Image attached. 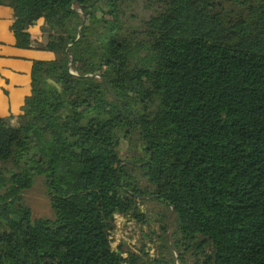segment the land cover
Here are the masks:
<instances>
[{
  "label": "trees",
  "instance_id": "16d2710c",
  "mask_svg": "<svg viewBox=\"0 0 264 264\" xmlns=\"http://www.w3.org/2000/svg\"><path fill=\"white\" fill-rule=\"evenodd\" d=\"M234 2L15 0V46L55 57L0 116V264H264V0ZM145 197L162 243L124 256L114 217L147 223Z\"/></svg>",
  "mask_w": 264,
  "mask_h": 264
},
{
  "label": "rangeland",
  "instance_id": "374dc122",
  "mask_svg": "<svg viewBox=\"0 0 264 264\" xmlns=\"http://www.w3.org/2000/svg\"><path fill=\"white\" fill-rule=\"evenodd\" d=\"M144 2L145 0H139L140 7H138V10L140 12L142 11ZM224 4L227 7L239 10V6L238 4H235L234 0H224ZM36 28H38L37 25ZM40 30L42 31L40 28L37 32H40ZM33 43L37 45L40 41L37 39L34 40ZM129 144V141L122 142L121 154L122 158L125 160L130 159L127 154H133L129 150ZM25 199L32 208L35 218L54 217V209L51 198L48 194V188L44 176H37L35 178L33 187L25 192ZM139 201L142 212L147 213V223L141 224L130 216L126 217L116 214L114 217V228L111 230L112 246L115 249L122 246L124 256H128L129 254H140L143 250L145 254L154 258L157 255L162 243L159 238V235L161 234V223L157 221L156 215L159 212L168 213V210L166 206L153 200L152 198L145 197L139 199ZM168 236L170 238V242L172 243L173 236L170 229H168ZM174 254L178 259V264H180L179 260L181 259V254L178 251H175ZM185 260L187 264H194L195 262V259L191 254H186Z\"/></svg>",
  "mask_w": 264,
  "mask_h": 264
},
{
  "label": "crops",
  "instance_id": "0c3cea01",
  "mask_svg": "<svg viewBox=\"0 0 264 264\" xmlns=\"http://www.w3.org/2000/svg\"><path fill=\"white\" fill-rule=\"evenodd\" d=\"M14 7L15 0H0V116L10 114L17 116L21 113L24 99L32 89L33 61L55 57L50 51L15 46L16 38L10 28L15 18ZM43 22L41 19L29 29L33 40L42 41L43 33L41 30V34L37 31Z\"/></svg>",
  "mask_w": 264,
  "mask_h": 264
},
{
  "label": "water",
  "instance_id": "95a60500",
  "mask_svg": "<svg viewBox=\"0 0 264 264\" xmlns=\"http://www.w3.org/2000/svg\"><path fill=\"white\" fill-rule=\"evenodd\" d=\"M112 241V240H111Z\"/></svg>",
  "mask_w": 264,
  "mask_h": 264
}]
</instances>
